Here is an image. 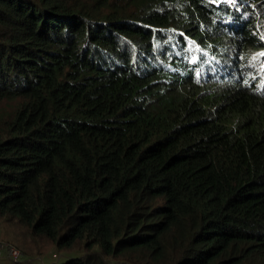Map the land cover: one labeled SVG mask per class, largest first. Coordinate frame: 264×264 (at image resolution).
I'll return each instance as SVG.
<instances>
[{"label": "trees", "instance_id": "trees-1", "mask_svg": "<svg viewBox=\"0 0 264 264\" xmlns=\"http://www.w3.org/2000/svg\"><path fill=\"white\" fill-rule=\"evenodd\" d=\"M264 0H0V219L50 264H264Z\"/></svg>", "mask_w": 264, "mask_h": 264}, {"label": "rangeland", "instance_id": "rangeland-1", "mask_svg": "<svg viewBox=\"0 0 264 264\" xmlns=\"http://www.w3.org/2000/svg\"><path fill=\"white\" fill-rule=\"evenodd\" d=\"M14 247L20 252L19 258H12L7 247ZM70 252L56 250L45 240L32 244L26 234L0 219V264H50L64 261V255Z\"/></svg>", "mask_w": 264, "mask_h": 264}, {"label": "built area", "instance_id": "built-area-1", "mask_svg": "<svg viewBox=\"0 0 264 264\" xmlns=\"http://www.w3.org/2000/svg\"><path fill=\"white\" fill-rule=\"evenodd\" d=\"M7 251L9 253V255L14 258L15 260L19 258L20 252L18 251V249L14 248V247H7Z\"/></svg>", "mask_w": 264, "mask_h": 264}, {"label": "snow or ice", "instance_id": "snow-or-ice-1", "mask_svg": "<svg viewBox=\"0 0 264 264\" xmlns=\"http://www.w3.org/2000/svg\"><path fill=\"white\" fill-rule=\"evenodd\" d=\"M233 3H235V0H232ZM261 39H264V37H261ZM260 55H264V52H261Z\"/></svg>", "mask_w": 264, "mask_h": 264}]
</instances>
